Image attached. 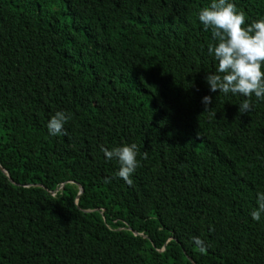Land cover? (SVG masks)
I'll return each mask as SVG.
<instances>
[{
	"label": "trees",
	"instance_id": "1",
	"mask_svg": "<svg viewBox=\"0 0 264 264\" xmlns=\"http://www.w3.org/2000/svg\"><path fill=\"white\" fill-rule=\"evenodd\" d=\"M209 3L0 0V264H264V100L209 91Z\"/></svg>",
	"mask_w": 264,
	"mask_h": 264
},
{
	"label": "clouds",
	"instance_id": "2",
	"mask_svg": "<svg viewBox=\"0 0 264 264\" xmlns=\"http://www.w3.org/2000/svg\"><path fill=\"white\" fill-rule=\"evenodd\" d=\"M197 19L211 36L207 51L215 61V71L205 76L209 91L244 97L237 103L238 111L248 112L253 106L252 96L257 101L264 100V16L246 21L234 0H210L198 10ZM211 101L208 94L201 97L205 110ZM70 119V112L56 110L46 121L48 134L66 135L64 125ZM100 151L105 160L115 159L119 165L114 175L131 184L138 165L136 143H121L111 148L101 146ZM261 214H264V191H257L256 207L249 215L259 221Z\"/></svg>",
	"mask_w": 264,
	"mask_h": 264
},
{
	"label": "water",
	"instance_id": "3",
	"mask_svg": "<svg viewBox=\"0 0 264 264\" xmlns=\"http://www.w3.org/2000/svg\"><path fill=\"white\" fill-rule=\"evenodd\" d=\"M62 186H63V184H62ZM81 190H82V186H81ZM81 192V191H80Z\"/></svg>",
	"mask_w": 264,
	"mask_h": 264
}]
</instances>
